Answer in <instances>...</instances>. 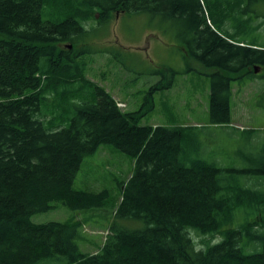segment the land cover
Segmentation results:
<instances>
[{
  "label": "trees",
  "instance_id": "16d2710c",
  "mask_svg": "<svg viewBox=\"0 0 264 264\" xmlns=\"http://www.w3.org/2000/svg\"><path fill=\"white\" fill-rule=\"evenodd\" d=\"M231 1L225 10L210 0H0V264H264L258 221L225 228L238 207L264 197L227 186L215 163L191 159L183 147L190 127L140 125L179 72L158 70L168 83L153 84L139 110L126 112L87 80L82 58L89 20L101 26L122 13L168 22L182 43L184 73L208 69L209 122L230 124L232 82L264 79V43L241 41L235 28L258 31L264 16L255 8L264 0ZM44 7L63 19L44 20ZM101 145L133 158L134 170L101 248L82 253L80 221L34 224L31 217L53 202L71 210L103 206L107 191L72 188L84 158ZM191 232L221 238L198 249ZM243 238L253 251L240 246Z\"/></svg>",
  "mask_w": 264,
  "mask_h": 264
},
{
  "label": "rangeland",
  "instance_id": "374dc122",
  "mask_svg": "<svg viewBox=\"0 0 264 264\" xmlns=\"http://www.w3.org/2000/svg\"><path fill=\"white\" fill-rule=\"evenodd\" d=\"M210 1L214 9L221 2L225 10L232 2ZM255 11L264 16V6L256 7ZM57 15L46 7L42 11L44 20L63 19ZM95 16L98 17L97 14ZM226 22L231 25V19L227 18ZM85 24L88 35L83 49L87 52L82 58L86 62L87 80L109 92L124 111L135 112L153 84L159 81L168 83L169 75L159 74L158 70L171 68L178 71L173 87L155 94V109L142 118L140 125L190 127L183 147L191 159L215 163L223 169L221 178L227 186L256 190L259 198L264 197V173L260 171L264 167V79L232 82L231 123L213 125L208 114L211 92L208 69L195 63L198 65L195 70L184 73L186 63L182 43L175 37V27L170 23L145 14L115 13L108 23L101 26H97L93 19ZM228 28L231 34L233 27ZM235 28L241 41L264 43V24L256 32H252L251 27ZM133 170V158L112 145H101L94 154L84 158L72 188L91 193L107 191L103 206L71 210L53 202L52 210L32 216L31 221L34 224L80 221L82 226L76 244L82 253L96 252L105 240L107 229L116 221L114 213L122 186ZM252 220L258 221L257 233H263L264 202L241 205L225 228L237 229ZM118 223L133 230L143 227L140 221L118 220ZM190 235L198 249L204 248L206 243H217L221 238L219 235L199 236L194 232ZM240 246L246 247L248 252L253 251L245 238Z\"/></svg>",
  "mask_w": 264,
  "mask_h": 264
},
{
  "label": "water",
  "instance_id": "95a60500",
  "mask_svg": "<svg viewBox=\"0 0 264 264\" xmlns=\"http://www.w3.org/2000/svg\"><path fill=\"white\" fill-rule=\"evenodd\" d=\"M69 47H70V46H69ZM254 73H256V74H257V73H258V69H255V70H254Z\"/></svg>",
  "mask_w": 264,
  "mask_h": 264
},
{
  "label": "built area",
  "instance_id": "2783aa9c",
  "mask_svg": "<svg viewBox=\"0 0 264 264\" xmlns=\"http://www.w3.org/2000/svg\"><path fill=\"white\" fill-rule=\"evenodd\" d=\"M118 105V107H121V105L120 104H117ZM120 105V106H119Z\"/></svg>",
  "mask_w": 264,
  "mask_h": 264
}]
</instances>
